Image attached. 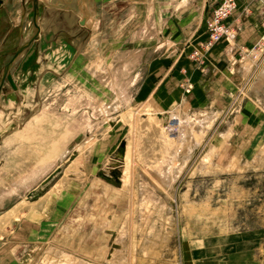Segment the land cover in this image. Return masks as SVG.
Masks as SVG:
<instances>
[{
  "label": "rangeland",
  "instance_id": "374dc122",
  "mask_svg": "<svg viewBox=\"0 0 264 264\" xmlns=\"http://www.w3.org/2000/svg\"><path fill=\"white\" fill-rule=\"evenodd\" d=\"M36 1L32 40L35 0H0V264H264L260 0L213 47L229 0ZM170 110L213 117L186 141Z\"/></svg>",
  "mask_w": 264,
  "mask_h": 264
},
{
  "label": "bare ground",
  "instance_id": "6f19581e",
  "mask_svg": "<svg viewBox=\"0 0 264 264\" xmlns=\"http://www.w3.org/2000/svg\"><path fill=\"white\" fill-rule=\"evenodd\" d=\"M2 2H4V1H2ZM29 38H30V35H28V36H25L24 37V39H23V41H22V43H25L26 41H28L29 40ZM21 40V39H20ZM245 72V74L246 75H248L249 74V72H251V66H245V70H244ZM253 89H256V92L258 91V89L260 90V89H263L264 90V62L262 63V66H261V68H260V71H259V74H258V77L256 78V80L253 82ZM255 92V93H256ZM260 92V91H259ZM126 99V98H125ZM209 113V112H208ZM208 113H197L196 114V117L195 118H193V119H191V117H190V119L189 120H186V121H184V118L181 116V114L178 112V111H176V110H170V111H167V112H164V113H158L160 116H161V120L162 121H165V122H170V121H174V122H176V120L177 121H179V123H178V125L177 126H179L180 127V132H182V134H183V137H185V140L187 141V140H189L190 141V139L189 138H191L192 136H190L191 135V132H192V134H193V131L194 130H198V129H202V128H207V126L209 125V124H211V120H212V117H213V114H208ZM168 114V115H167ZM147 115V114H146ZM157 115V114H156ZM176 115V116H175ZM159 116V117H160ZM185 116H187V114L185 115ZM172 117H174L173 119H172ZM171 125V124H170ZM181 126H183V128L181 127ZM170 127V126H169ZM168 127V128H169ZM209 127V126H208ZM165 128H166V126H165ZM207 130V129H206ZM194 137V136H193ZM183 139V138H182ZM192 141H193V138H192ZM197 141V140H196ZM192 143V142H191ZM193 143H195V142H193ZM198 143V142H197ZM181 144V143H180ZM178 147H180V146H178ZM173 149H174V147H173ZM172 149V150H173ZM176 149H178V148H175L174 150H176ZM180 149V148H179ZM178 149V150H179ZM170 153H172V151L170 152ZM173 155V154H172ZM183 155V154H182ZM184 157V156H183ZM186 157H188V155L187 156H185V159H186ZM121 158V157H120ZM171 159H172V157H171ZM171 159L169 160V161H171ZM188 159V158H187ZM121 161V160H120ZM173 161V160H172ZM211 161V160H210ZM167 162V161H166ZM169 163V162H168ZM112 164H114L115 165V163L114 162H112ZM148 164V163H147ZM170 164H172V163H170ZM169 164V165H170ZM174 164V163H173ZM125 165H127V164H125ZM165 165H166V163H165ZM167 166V165H166ZM174 166V165H173ZM177 166V165H176ZM57 169H62V166H59ZM55 171V170H54ZM53 171V172H54ZM52 172V173H53ZM178 172V171H177ZM51 173V174H52ZM169 172H167V171H165V167L164 168H162V169H159V171H158V177H160V180H162V181H164L165 180V177H169L170 178V174H168ZM170 173H172V172H170ZM175 173V172H174ZM50 175V174H49ZM48 175V176H49ZM48 176L45 178V179H43L41 182H40V184L37 186V188H34V189H32L31 191H38V192H41V190L46 186V184H47V182H46V179L48 178ZM173 177V176H172ZM167 182V181H166ZM21 186V185H20ZM21 188V187H20ZM28 188V187H27ZM9 198V196L8 195H4V196H2V195H0V204H3L7 199ZM33 198V197H32Z\"/></svg>",
  "mask_w": 264,
  "mask_h": 264
},
{
  "label": "built area",
  "instance_id": "2783aa9c",
  "mask_svg": "<svg viewBox=\"0 0 264 264\" xmlns=\"http://www.w3.org/2000/svg\"><path fill=\"white\" fill-rule=\"evenodd\" d=\"M235 0H229L227 3L218 7L215 11L214 17L210 22V41L208 43L209 47H213L217 42H219L225 34L228 33V28L224 23V20L229 17V15L235 10L236 4Z\"/></svg>",
  "mask_w": 264,
  "mask_h": 264
},
{
  "label": "crops",
  "instance_id": "0c3cea01",
  "mask_svg": "<svg viewBox=\"0 0 264 264\" xmlns=\"http://www.w3.org/2000/svg\"><path fill=\"white\" fill-rule=\"evenodd\" d=\"M263 1L264 0H260L259 2L261 3L260 5H258V4H256V5H254L255 6V8L253 9V17L254 18H252V19H254L255 21H259V20H263L264 19V6H263ZM239 14H240V16L242 17L243 16V13L242 12H239ZM240 17V18H241ZM249 25L246 23H244L245 24V27H244V29H243V26L240 28V30H241V32H242V34L240 35V39H242L241 40V42H242V44L244 43V45H249L250 43H254V41L257 39V37H258V35L261 33L260 31H259V29L257 28V27H255V25H253L252 24V21L251 20H249ZM242 25V24H241ZM248 26H254V27H252L253 28V33H249L248 31H247V29H250V28H248ZM234 51V49L233 48H231V47H227L226 49H225V52H226V54L228 55V56H230L231 54H232V52ZM262 64V63H261ZM260 64V65H261ZM245 70V64L243 65V67H242V73L244 74V75H246L244 72ZM253 91L254 92H256V89H253ZM260 91V92H259ZM256 93H258V94H260V95H264V90L263 89H258V91L256 92ZM16 136V135H15ZM52 173V172H51ZM50 173V174H51ZM49 175V174H48ZM47 175V176H48ZM46 176V177H47ZM45 179V178H44ZM40 184V183H39ZM38 184V185H39ZM28 186H30V184L28 185ZM22 188V187H21ZM35 188H37V187H35ZM13 196V193H11L10 195H9V197L11 198ZM7 201V200H6ZM5 201V202H6ZM4 202V203H5ZM1 205H3V204H1Z\"/></svg>",
  "mask_w": 264,
  "mask_h": 264
},
{
  "label": "water",
  "instance_id": "95a60500",
  "mask_svg": "<svg viewBox=\"0 0 264 264\" xmlns=\"http://www.w3.org/2000/svg\"><path fill=\"white\" fill-rule=\"evenodd\" d=\"M37 16H38V4H37V1L35 0V3H34V24H35V26H36L37 29H38V33L35 35V37H33L32 40H35V39L38 37L39 31H40V27H39L38 22H37ZM28 46H29L28 44H27V45L24 44L23 46H21V47L17 50V52L15 53V56L13 57L12 62H14V61H15V60H16V59L22 54V52H23ZM12 62H11V63H12ZM9 66H10V65L7 66V68H6V70H5V73H4V75H3V78H2V81H1V84H0V91H1L2 86L4 85V81H5V79H6L7 72H8V70H9ZM60 171H61V169H56L52 174H50V175L48 176V178L46 179V182L49 183V182L55 177V175L58 174ZM40 193H41V192H38V191H35V192L32 191V192L29 194V197H30V198H32V197H37V196L40 195Z\"/></svg>",
  "mask_w": 264,
  "mask_h": 264
}]
</instances>
